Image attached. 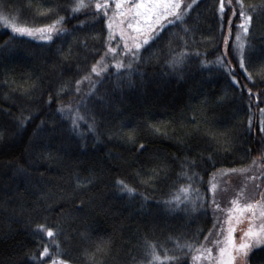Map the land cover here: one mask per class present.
Instances as JSON below:
<instances>
[{
    "label": "trees",
    "instance_id": "trees-1",
    "mask_svg": "<svg viewBox=\"0 0 264 264\" xmlns=\"http://www.w3.org/2000/svg\"><path fill=\"white\" fill-rule=\"evenodd\" d=\"M72 2L3 0L5 15L10 19L17 17L18 26L51 23L55 16H41L39 12L61 6L57 12L65 20L60 26L67 32L45 42L15 36L0 25V264H33L29 257L39 258L41 245H49L53 255L39 258L38 264H52L53 259L91 264L89 256L100 239L110 240L111 247L106 253L96 254L97 264H132L131 256L141 257L145 239L156 242L162 257L160 245L169 250V256L183 257L187 253V264H193L191 256L197 253L177 250L173 241L193 243L199 233L195 248L200 242L210 246V241L218 238L213 229L209 241H204L214 219L224 221L230 199L244 182L242 175L220 177L218 170L246 167L264 151V137L259 132L262 117L258 111L264 108V85L257 83L253 87L236 68L241 86L246 84L253 92L259 91L260 101L250 102L223 70L213 65L201 66V60H214L221 46L204 39H220L217 0H197L186 18L185 26L193 29L192 34L185 36L178 24L162 21L165 27L159 30V38L143 45L140 61L133 62L131 86L127 81L118 86L127 74H116L109 54L105 60L109 68L97 85V96H103L105 103L100 104L96 96L87 98L88 109L97 118L95 133L81 124L84 135L79 136L57 108L75 106L84 98L87 83L80 86L81 92L77 94L74 81L87 74L105 52L108 28L107 19L95 17L92 8L70 14L66 6ZM254 24L257 33H264V21L254 19ZM113 31L116 39L111 47L117 48L116 59L127 64L119 30ZM178 35L185 36L190 54L181 73L170 71L164 63L170 41L177 50L183 47L176 39ZM69 48L72 54L65 59L61 53L67 54ZM196 52L203 55L198 57ZM232 64L236 65L235 59ZM61 86L65 91L57 95ZM21 114L31 116L23 128L18 126ZM133 130L135 143L126 138ZM222 136L230 140L228 151L217 143ZM139 144L144 145L142 150H137ZM43 152L51 153L53 158L45 159ZM186 160L195 161L189 175L194 171L202 178L193 187L204 196L206 211L198 206L196 212H169L158 203L168 197L175 185L188 183L177 178ZM258 163L264 164V160ZM20 168L26 172L21 174ZM153 170L157 175H153ZM214 174L218 184L215 198L223 210L215 213L208 191ZM149 176L150 182L141 183ZM77 177L94 179L86 189H77ZM117 179L125 180L148 199L120 194L114 183ZM255 183L264 190V177ZM255 191L250 182L244 195L251 199ZM43 192L48 193L47 199L39 198ZM80 200L86 202L83 210L77 207ZM37 224L54 231L59 224L63 232L56 236V242L63 255H56L50 238L34 231ZM198 264L212 263L202 258ZM248 264H264V246L249 254Z\"/></svg>",
    "mask_w": 264,
    "mask_h": 264
},
{
    "label": "snow or ice",
    "instance_id": "snow-or-ice-1",
    "mask_svg": "<svg viewBox=\"0 0 264 264\" xmlns=\"http://www.w3.org/2000/svg\"><path fill=\"white\" fill-rule=\"evenodd\" d=\"M183 4V7H182ZM197 4V0H191L190 3H184V0H73L70 5L66 6L67 11L70 14L81 13L83 10L92 8L94 10L93 15L95 17H104L107 19L108 37L106 40V50L100 56V59L96 63L92 64L87 74L82 75L79 79L74 81V90L77 94L81 92V85L87 83L88 90L84 93V98L77 102L75 106L72 104L62 105L57 108V112L61 115L62 119L66 120L72 131L79 136H83L84 133L80 131L81 124L85 125L89 132L95 133V125L97 122L96 115L88 109L87 98L96 96L100 104L105 103L103 96H97V85L102 81L103 76L107 73L109 64L105 62L109 54H112L113 61L112 66L116 69V74L123 76V79L119 80V84H123L125 81L131 86L133 83L131 76L133 73V62H139L140 49L143 45H148L150 40L159 38V30L167 25L181 27L185 36L191 35L193 29L188 28L186 25V18L189 17V10L193 5ZM5 7L3 0H0V25L5 30H10L12 34L19 37H29L36 40L45 42L52 41L54 37H58L67 32L66 29L61 27L65 17L59 15L57 7H49L39 12L41 16H55L51 23L44 24L42 26H27V24H21L18 26L16 23L17 17L13 16L11 19L8 15H5ZM227 9V11H226ZM216 12L218 13V28L220 33L219 41H216L215 37H205L204 39L210 44H219L221 50L219 54L212 61L201 60V66L208 68L209 65H213L228 76L230 82L241 93H246L250 102L260 101L259 91L253 92V89L246 84L241 86L240 81L237 80L235 70L238 67L244 78L253 84V87L257 86V83L264 85V33H257L256 21H264V0H217ZM111 13V15H110ZM171 18V19H169ZM234 20L236 21L234 23ZM84 22L82 21L81 24ZM114 28L119 30V39L123 42V55L128 57V63L125 64L123 60H117L115 54L117 48L111 47L112 40L116 39L114 34ZM185 36H177L176 39L183 47L179 50L171 46L169 42L168 58L165 60V66L172 72L181 73L186 64V60L190 55L187 52V43ZM259 41V43H254ZM7 41L5 45H7ZM82 44L85 41H81ZM131 43V47L129 44ZM231 53V59L229 58ZM71 48L67 50V54L61 53L65 59L70 56ZM196 56H202L203 53L196 52ZM232 59L236 60V65L232 64ZM259 62V63H257ZM249 67H252V71H249ZM137 71V74H140ZM93 76L96 79H93ZM65 91V87L61 86L57 95ZM51 96H49L48 102L51 103ZM81 108L84 112H81ZM249 110H251V103L249 104ZM261 115L259 121V132L264 137V108L258 109ZM31 116H25L21 114L18 118V126L20 128L25 127ZM195 121V117L191 118ZM44 123L43 121L41 122ZM249 129L252 125V116L248 118ZM151 127V126H150ZM154 131L159 132V128H154ZM126 138L135 143L134 130L130 131ZM215 138V137H213ZM218 145L224 151H228L230 148V140L227 136H222L217 140ZM143 144L137 145V150H142ZM250 151V150H246ZM41 155L45 159L53 158L51 153L43 152ZM259 160H264V151L261 152L259 157H254L251 163L242 168H231L227 170H218L220 177L228 175H242L244 176L243 186L238 192L235 193L234 198L230 199L227 212V219L220 221L218 218L214 219L212 229L208 230V235L204 236V241H209L213 229L216 230L217 239L210 241V246H205L203 242H200L198 246L194 248V243L199 239V233L193 243L181 244L179 240H174L173 243L177 250L188 249L189 252L195 251L197 254L191 256L193 264H198L202 258H206L209 261H215V264H248L249 254L256 249H260L264 246V190L261 189L260 184L255 183L261 177H264V164L258 163ZM195 167V161L186 160L181 165V172L177 174L178 180L183 179L188 181L187 184H177L168 193V197L161 201L162 204L169 212L184 211L196 212L197 208L202 211H206L205 198L200 193L199 188L193 187L194 182L200 181L202 178L198 173L192 171L189 175L190 168ZM163 170V169H161ZM21 174L26 172V169L20 168L18 170ZM246 173H252L251 175H244ZM43 175V174H41ZM153 175H157V172L153 170ZM94 177L84 178L79 177L75 180L77 189H86L92 184ZM217 174H214L209 182L208 191L211 193L210 205H214L213 212L223 211L220 209L219 203L216 201V193L218 191V184L215 182ZM152 180L149 176L148 180L141 181V183H148ZM253 183L256 191L253 198L249 199L245 197V189L248 183ZM115 186L118 192L122 195H126L129 198H134L139 195L144 200L148 197L143 196L137 189L131 186L123 179H117ZM40 199H47L48 193H41ZM241 200L244 202L241 203ZM81 210L86 207V202L80 200L77 205ZM247 220V227L240 229L239 242L235 233L237 232V225ZM225 224L227 227L225 228ZM34 231L37 234H41L47 238H50V243L53 244L56 249V255H63L59 249V244L56 242V236L63 232L59 224L55 226V231L52 227H46L44 224H37ZM223 237L220 239L219 237ZM171 239V238H170ZM43 251L39 253V258L49 256L52 257V253L49 251V245H41ZM111 247V241L106 239H100L93 245V253L89 256L91 264H97L96 254L106 253ZM213 247L217 250V255L213 256ZM159 248L163 249V257L160 254L156 242L145 239L144 247L141 257L138 259L136 256H131L132 264H168L169 261L173 264H187V253L181 256H169L167 255L168 249L160 245ZM87 255V253H86ZM30 260L33 264H38L39 258L36 256H30ZM52 264H69L64 259H53Z\"/></svg>",
    "mask_w": 264,
    "mask_h": 264
},
{
    "label": "rangeland",
    "instance_id": "rangeland-1",
    "mask_svg": "<svg viewBox=\"0 0 264 264\" xmlns=\"http://www.w3.org/2000/svg\"><path fill=\"white\" fill-rule=\"evenodd\" d=\"M244 201H242L241 200V203H243ZM229 207H231V205L229 206ZM228 207V208H229ZM227 208V209H228ZM227 219V216H226V218L224 219V221ZM227 227V225L225 224V228ZM237 227V232L235 233V235H236V238H237V242H239V236H240V229H243V228H246L247 227V220H245L243 223H241V224H239V225H237L236 226ZM222 239H223V237H222ZM216 249V248H215ZM216 253H217V250H216ZM217 254H214L213 256L215 257ZM211 263L212 264H215V261L213 260V261H211ZM237 264H239V261H237Z\"/></svg>",
    "mask_w": 264,
    "mask_h": 264
}]
</instances>
